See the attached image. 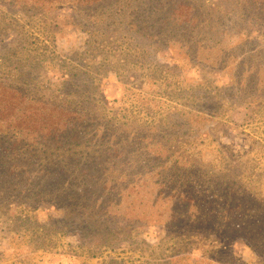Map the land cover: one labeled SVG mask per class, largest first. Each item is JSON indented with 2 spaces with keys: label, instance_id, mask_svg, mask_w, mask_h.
I'll return each mask as SVG.
<instances>
[{
  "label": "rangeland",
  "instance_id": "1",
  "mask_svg": "<svg viewBox=\"0 0 264 264\" xmlns=\"http://www.w3.org/2000/svg\"><path fill=\"white\" fill-rule=\"evenodd\" d=\"M0 84L21 94L0 134L20 100L71 125L59 151L17 127L34 155L0 167V264H264L180 218L216 194L264 215V0H0Z\"/></svg>",
  "mask_w": 264,
  "mask_h": 264
},
{
  "label": "trees",
  "instance_id": "2",
  "mask_svg": "<svg viewBox=\"0 0 264 264\" xmlns=\"http://www.w3.org/2000/svg\"><path fill=\"white\" fill-rule=\"evenodd\" d=\"M51 2H57L58 0H50ZM77 3H92L100 5L109 3L111 0H76ZM153 8V7H149ZM108 17V16H107ZM7 95H10L12 98L11 101H9V97ZM21 98V94L19 92V88H16L14 86H6L3 84H0V114L4 116V114L12 109L13 106V100ZM9 102V103H8ZM24 105L28 106L30 105V102L25 101H19L17 104V115L18 116H11V118H8V120L12 122H16L17 124L15 128H13L10 132L0 134V167H4L7 164H10V167H15L14 164L19 162H24V160L29 161V159L32 158V155H34V152L30 151V147H26L25 141L22 138V134L20 131H18L17 127L19 125L26 127L34 126V128H42V130H46L47 134L45 135H32V137H36L37 139L41 137V141L43 139H46V143L44 145L47 147L48 150L52 151H59L63 145L67 144L65 142L66 140L64 138L61 139L60 136L58 138L55 137L54 133L56 130L61 128L62 131L70 132L71 125L66 124L65 126H62L60 121H62V118H60L57 122H53V116L52 114H39L38 112H30L26 111L25 107L23 109H19L18 105ZM40 104V103H38ZM37 105L36 110H48L49 112H57L56 110H60L63 112L65 109H63V106H49L47 104H40ZM15 113V110L13 111ZM58 113V112H57ZM75 129L76 126H75ZM65 134V132H64ZM63 134V135H64ZM41 141L40 144L41 145ZM68 144H70L69 147H77L79 144L77 143V136H72L69 138ZM43 143V142H42ZM72 144V145H71ZM34 145V144H33ZM31 145V146H33ZM26 148V149H25ZM27 151V152H26ZM28 153L26 156L25 154ZM51 153V152H50ZM24 158V159H23ZM59 158V157H58ZM97 169L98 164L95 165ZM17 170L16 168H14ZM9 174L3 176L7 177ZM2 176V174H1ZM16 178V175L14 176ZM18 177V176H17ZM47 182H36L35 186L31 188V193L38 194L39 198H42L40 194V189L45 194L48 186L46 185ZM86 185V183H85ZM58 186L56 182L50 185V188L54 190V187ZM70 187L65 188V192L70 191ZM88 192V190H85V193ZM78 193V194H77ZM81 193V190L79 188H76V193L72 194L73 197H81L83 196ZM84 194V192H83ZM54 195V193H53ZM65 197H68V195H65ZM244 200V199H243ZM206 201V204L204 206L199 207L196 211L190 210V204L193 203V200L187 196L186 199L183 200L184 208L180 212V218H185L187 222V226L191 229V225L193 223H196V231H202L199 230L200 227L205 228V233H208L209 235L215 236L217 241L220 243L218 254H225L226 252H229L232 247V245L237 241H245L249 247H252L251 244L256 245L258 243L261 244V247L264 249V215H260L257 212V215L255 216L254 211H251L247 208L246 205H243L240 203L242 199L238 198H231V197H223L220 195H213L212 197L208 198ZM190 223V225H189ZM251 243V244H250ZM260 255V254H259ZM231 256V254H230Z\"/></svg>",
  "mask_w": 264,
  "mask_h": 264
}]
</instances>
